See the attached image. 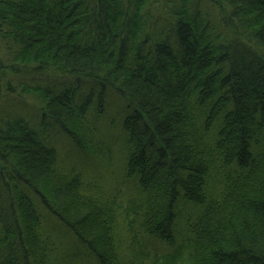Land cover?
Here are the masks:
<instances>
[{"label":"trees","instance_id":"16d2710c","mask_svg":"<svg viewBox=\"0 0 264 264\" xmlns=\"http://www.w3.org/2000/svg\"><path fill=\"white\" fill-rule=\"evenodd\" d=\"M0 34L24 67L62 74L34 93L83 151L101 133L94 104L123 102L124 174L137 188L124 208L90 194L41 130L11 116L0 264H54L30 193L100 264H264V0H0ZM183 202L196 211L178 224Z\"/></svg>","mask_w":264,"mask_h":264},{"label":"rangeland","instance_id":"374dc122","mask_svg":"<svg viewBox=\"0 0 264 264\" xmlns=\"http://www.w3.org/2000/svg\"><path fill=\"white\" fill-rule=\"evenodd\" d=\"M16 55L11 41L0 34V125L11 116L23 115L36 129L43 132L50 144L56 146L62 169L68 174L77 173L82 176L90 194L102 195L106 199L116 197L118 204L122 208L126 207L129 200L136 196L137 188L134 180L127 179L124 174L127 152L125 133L122 129L123 102L114 97L104 106L103 113H99V105L94 104L92 119L101 133L96 142L94 141L97 143L95 149L83 151L58 125L42 118L40 98L34 93L36 86L45 84L48 79L55 81L56 77H60L61 81L62 74L55 71L49 74L35 73L24 67ZM66 81L68 79H65ZM30 197L34 200L37 211L41 215L43 212V231L54 248V264L56 261L59 264H100L94 254L79 245L71 231L44 210L45 206L35 193H30ZM195 211V207L183 202L177 222L184 221V214H194ZM123 218H126L125 215ZM126 227L127 224L123 222L122 230H126ZM127 233L122 239L128 246L133 239L128 230ZM132 235L134 242L145 241L151 248L161 252L172 249L167 243L149 238L143 233ZM76 254L79 255L76 257Z\"/></svg>","mask_w":264,"mask_h":264}]
</instances>
